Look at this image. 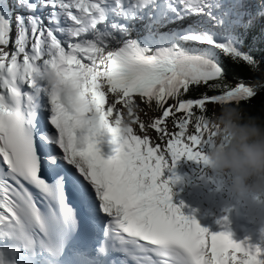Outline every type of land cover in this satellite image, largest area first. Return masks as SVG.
I'll use <instances>...</instances> for the list:
<instances>
[{"label": "snow or ice", "instance_id": "1", "mask_svg": "<svg viewBox=\"0 0 264 264\" xmlns=\"http://www.w3.org/2000/svg\"><path fill=\"white\" fill-rule=\"evenodd\" d=\"M242 7L239 0L0 6V264H264V248L237 243L227 230L212 234L184 215L172 203L170 184L179 178H164L183 158L207 163L206 115H196L195 133H188L194 108L206 112L208 102L242 104L258 95L244 82L209 83L224 79L215 50L259 70L232 37L243 24ZM42 8L51 11L41 15ZM9 13L17 32L11 51ZM191 16L207 17L228 35L218 39L200 22L161 31ZM136 23L143 35L133 38ZM48 67L62 71L73 91L54 95L44 78ZM200 85L224 91L180 99ZM109 94L117 99L109 102ZM135 97L163 110L151 127L167 137L165 150L132 127L146 131ZM175 113L185 115L170 132L166 121ZM106 132L119 141L109 159L99 147ZM218 223L226 226L227 218Z\"/></svg>", "mask_w": 264, "mask_h": 264}, {"label": "clouds", "instance_id": "2", "mask_svg": "<svg viewBox=\"0 0 264 264\" xmlns=\"http://www.w3.org/2000/svg\"><path fill=\"white\" fill-rule=\"evenodd\" d=\"M44 78L54 95L73 91L62 71L45 68ZM251 87L259 94L264 83L257 81ZM218 106L219 110L203 121L209 129V142L202 149L207 163L200 164L222 178L234 196L264 203V110L252 114L235 102Z\"/></svg>", "mask_w": 264, "mask_h": 264}, {"label": "rangeland", "instance_id": "3", "mask_svg": "<svg viewBox=\"0 0 264 264\" xmlns=\"http://www.w3.org/2000/svg\"><path fill=\"white\" fill-rule=\"evenodd\" d=\"M4 4H7V3L5 2ZM9 14L13 21V15L11 13ZM205 19H208V18L207 17L202 18L201 16H198L197 19L191 18V19H187V20L175 23V24H170L166 28H162L161 31H171L174 29H181L186 26L195 24L197 22H200L203 26L209 27L211 30L215 29L214 24L211 23V25L209 26L208 25L209 23L207 22V20L205 21ZM143 28H144V25L142 23H136L134 25V30L131 35L138 36L140 34H143ZM16 34H17L16 24L13 23V31L11 34L12 42H10V44L8 45V49H7L9 51H11L12 48L14 49V39L16 37ZM187 49H198V48H196V46L195 47L191 46ZM199 50L203 51V50H206V48L203 47L202 49H199ZM112 96L114 98L116 97L114 95ZM134 99L136 101L135 110L137 112V115L139 116L140 121L143 122L146 126V131L141 132L139 128V124L138 123L133 124L132 127L134 128L136 134L141 135V136L148 135L151 138L153 144L161 143L162 150H165L167 137H162L161 134L157 133L151 127L153 120L160 117L163 110L157 108L154 102L151 106H149L147 101L144 100V98L142 99L141 97L139 98L135 97ZM109 100H110V95H109ZM169 103L170 104L176 103V101L170 100ZM210 104L214 105V112H217L219 110L218 104H214L212 102ZM117 107L123 112L124 120L128 121L129 117L127 114V109L123 108L122 105H117ZM199 111L202 112L200 109ZM177 115L178 113L171 115L166 121V125L170 132L174 131L172 124L175 118L177 117ZM173 171L175 172L180 171V172H184L189 175L188 179L185 182L186 183V194L195 200L196 199L199 200L200 202H202L203 200H207V203L205 205H208L209 210H217L218 209L217 207H220V206L221 207L223 206L224 210H227V207H229L230 205L232 206V204H234L235 201L241 200L239 197L231 194L225 186H222L221 184H219L217 179H210V175H209L210 171L206 169L203 164H200L196 161H191V160H187L186 158H183L177 163ZM165 173H168V176L166 179H170L171 172H168L166 170ZM206 175L208 179L206 178ZM243 203H244L243 205L245 206L243 207L244 210L254 211L256 215L255 218H257L260 221L261 216L264 215V206H261L260 204L256 203L255 200L253 199L243 200ZM263 221H264V216H263Z\"/></svg>", "mask_w": 264, "mask_h": 264}, {"label": "trees", "instance_id": "4", "mask_svg": "<svg viewBox=\"0 0 264 264\" xmlns=\"http://www.w3.org/2000/svg\"><path fill=\"white\" fill-rule=\"evenodd\" d=\"M239 2L243 5L241 11L245 12L246 14L243 17V24L234 28L232 32V37L235 40L236 46L241 51L254 57V59L258 62L259 70H252V68H250V66H248L243 61L234 62L232 58L227 57L219 50H215L217 60L224 69L225 76L223 81L210 82V85L215 83H221L227 84L228 86L232 87L236 86L239 82H244L246 85L251 86L257 81L264 80V2L262 0H239ZM249 20L251 21L250 25L247 24ZM13 21L15 22V19H13ZM227 35L228 33L226 34L224 32L223 37ZM195 45L201 46L197 43L182 44V46L185 48ZM223 91V88L216 91H210L209 86H193L186 95H181L180 99H199L202 98V94L212 96L222 94ZM210 103L211 102H208L206 105V112H200L199 108L193 109V123L188 129L189 134L195 133L196 115L211 116L214 113V105ZM241 106L252 114H259L262 110H264V90L260 91L259 94L249 103H242ZM184 115V113H178L177 117L175 118L172 124L173 128L175 121L179 118H183ZM209 175L213 178L219 179V181L224 182L222 178L215 176L211 172Z\"/></svg>", "mask_w": 264, "mask_h": 264}, {"label": "bare ground", "instance_id": "5", "mask_svg": "<svg viewBox=\"0 0 264 264\" xmlns=\"http://www.w3.org/2000/svg\"><path fill=\"white\" fill-rule=\"evenodd\" d=\"M109 95H110L109 102H113V101H115L117 99V96L114 98L112 96V94H109ZM170 188L172 189V191L175 190L172 187H170ZM241 200L235 201V203L232 204V206L230 205L229 207H227V210L223 211V213H220L217 216H208L206 218L207 219L208 218H215V220L220 218L219 221H221V220H224L226 218L225 216H231V218H227V220H232L233 218L236 217L237 218V222L241 225V227L244 230L249 231L251 234H257L255 228H256V226H259L262 229L263 233H264V221L261 222L257 218H255V212L254 211H251V212L243 211L242 208L245 207V206L243 205L244 204L243 200L242 201ZM254 223H257V224H254ZM257 246H258V244H252L253 248H255ZM261 247L264 248V243L261 244Z\"/></svg>", "mask_w": 264, "mask_h": 264}, {"label": "water", "instance_id": "6", "mask_svg": "<svg viewBox=\"0 0 264 264\" xmlns=\"http://www.w3.org/2000/svg\"><path fill=\"white\" fill-rule=\"evenodd\" d=\"M222 67V66H221ZM224 76H225V74H224ZM212 82H214V81H212Z\"/></svg>", "mask_w": 264, "mask_h": 264}]
</instances>
